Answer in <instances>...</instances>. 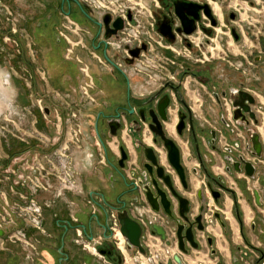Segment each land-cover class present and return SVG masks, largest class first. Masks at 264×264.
<instances>
[{
  "label": "rangeland",
  "instance_id": "rangeland-1",
  "mask_svg": "<svg viewBox=\"0 0 264 264\" xmlns=\"http://www.w3.org/2000/svg\"><path fill=\"white\" fill-rule=\"evenodd\" d=\"M209 1L217 24L207 36L199 28L192 49L179 44L166 45L157 37L152 25L160 12L159 7L134 8L140 24L128 26L130 34L137 33L139 38L150 42L151 48L149 54H144L136 62V68L149 65L147 60L158 66L157 69L150 66L153 71L145 70L140 74L151 82L149 87L153 92L164 81V71L158 65H164L160 52L183 67L191 66L197 70L206 66L215 81V89H226L224 85L247 88L253 92L261 106L259 111L264 114V0ZM60 2L0 0V232L3 233L0 235V264H98L76 241L81 240L77 233L85 228L77 218L80 206L87 203L94 209L92 202L95 200L84 199L87 191H93L94 187L83 181L81 170L82 166L90 169L93 164L90 154L96 153L95 139L89 129V134L84 137L86 144L85 140L77 141L79 137L74 134L77 124L83 129L86 127V116L97 101L88 103L82 100L78 65L65 59L67 43L61 34L68 32L65 31L64 9L58 5ZM116 4L115 1L112 4L106 2V6L114 10ZM64 6L68 8L67 3ZM70 6L71 20L80 27L85 21V25L96 34L97 27L79 12L74 3ZM230 11L236 14L233 20H228ZM231 27L238 33V40L230 33ZM146 31L149 33H142ZM69 33L72 42L77 43L79 35ZM156 41L170 48H163ZM200 43L206 48L199 49L197 45ZM73 48L76 54H80L78 44ZM190 53L197 54L204 63L189 61ZM166 67L171 72L181 71L178 66ZM117 75L128 88L126 77L119 72ZM186 80L190 89L198 85V79L194 77H185L182 84ZM180 81L177 75L175 82L179 84ZM208 92L206 86L198 98L207 101ZM181 93L187 99L182 88ZM45 108L49 109L50 115L45 114ZM196 111L202 116V111ZM73 113L77 114L76 118ZM173 137L181 143L175 133ZM67 148L68 158L63 156ZM259 170L264 172L261 168ZM112 171L115 185L102 194L109 206L116 207L118 198L126 197L127 193L120 173L116 169ZM250 185L258 186L256 182ZM261 188L264 190L263 186ZM243 207L246 217L251 218L249 212L254 207ZM94 212L104 222L100 210ZM47 222L51 225L48 229ZM70 228L75 233L72 242L83 255L76 257L77 262L67 263L62 245L69 239L66 230ZM46 250H53L52 260L48 259ZM88 257H91L89 262L86 261ZM185 264L210 263L204 253L195 252L185 258Z\"/></svg>",
  "mask_w": 264,
  "mask_h": 264
},
{
  "label": "flooded vegetation",
  "instance_id": "flooded-vegetation-1",
  "mask_svg": "<svg viewBox=\"0 0 264 264\" xmlns=\"http://www.w3.org/2000/svg\"><path fill=\"white\" fill-rule=\"evenodd\" d=\"M79 1L86 14H84L73 1H70V4L65 1L61 2L62 8L65 3L68 4L67 10H64V12L69 17H71L70 5L71 3H74L78 7L79 12L92 24L94 23L91 21V18L97 21H102V17L105 13H109L111 15V23L118 17H120L124 22L123 29L118 31L116 35H112L110 38L104 37L105 29L103 24L101 29L94 24L97 27L96 34L88 26L81 25V36L84 44V48H82L81 51H84V54L80 55L81 58L89 64L90 72V64L92 61L99 63L97 59L93 57V52L104 60L107 66L120 71V73L126 77L128 84L127 98L129 106L122 111L117 110L113 115L104 117L106 130L103 136H113L110 134V128L106 124L108 119L116 120L120 123V127L117 129V134L130 123L135 125V128L137 129L138 125L134 124L133 121L135 119L141 120L140 110H142L144 114H147L146 108L154 107L156 109V105L160 99L166 95L169 97V102L165 110L167 120L163 122V128L166 136L174 140L180 149L181 163L185 168L186 174V186L182 184L176 171L170 165L167 158V150L163 146V143L159 142L157 144L152 141L153 135L149 131L147 125H145V128L143 126L141 127L140 138L144 143V141L149 138V133L152 135V137L149 138L150 145L146 146H151L155 149L159 157V164L164 168L165 173L172 177L175 189L180 195L188 199L189 205L186 215L189 222H194L195 218L202 214L204 218L201 220V223L204 230H198V225L196 223L192 225L194 240L199 243V246L197 249H193L189 244H186V248L188 249L186 254L179 251L178 240L176 235L174 237L175 239L171 237V231L166 234V238L164 239L165 244L167 240L170 243L167 246L176 248L174 256L179 255L181 259L183 258V255H189L191 251L194 250L198 251L199 254H206L210 264H226V256H224L222 252V249L226 248L228 250L227 258L229 259L230 264H264V190L261 188L262 186L264 187V172L261 173L259 170L260 168L264 170V123L262 122L264 116L262 118L263 113L259 111L261 106L258 105L253 92L241 86L229 87L224 85L226 86V89H221V87L215 89V81L209 71L206 70V66L197 70H194L191 66L183 67L167 57L164 52H160L162 60L160 58L158 60H161L164 65H158L161 66L164 71L162 73V79L164 81L156 90L145 96L137 107L130 105L131 93L128 73L133 70L140 73L145 70L151 72L153 70L150 69V66L155 69L158 68V66L149 63L148 60L146 62L149 65H145V67L138 65L139 68H136V62L140 61L144 54H149L151 48L150 42L144 40L143 38H139V35L135 40L132 38L129 39V36L131 35V28L129 27H132L130 25L140 24L139 16L135 14L133 9L136 7L144 8L146 6L159 7L160 12L156 15V18H154V23L152 25L157 37L166 45L179 44L184 48L192 49V44H194L195 39L194 35L198 33V29H203V31L207 33L206 36L211 35L213 26L217 24L211 2L209 0H111L112 2L115 1L117 3L116 10L112 9V12L111 10L102 9L99 6H96V2L101 0ZM179 2H193L199 6L208 5L211 17L205 13V9L203 7L197 9L198 19L194 21L195 29L192 33L185 34L174 8V6L179 4ZM128 14L131 15L130 19L127 17ZM228 18V20H233L236 18V14L230 11L228 13ZM212 20H214L216 24L213 25ZM163 23L170 25L171 35L173 37L172 40H169L158 31L159 25ZM178 29L180 30L178 31ZM232 29L233 28L231 27V34ZM142 33L148 34L149 31ZM156 43L161 45L163 48L169 47L163 45L161 42L156 41ZM142 44L146 45V49L141 50L139 57L135 58L131 64H128L126 59L131 58L128 50L139 48ZM197 46L199 49H201V47L206 48L204 43H200ZM201 55L204 57L203 51H201ZM188 60L193 63H204V60L199 59L197 54L193 55L190 53ZM206 60L208 61V59ZM166 66H169V68H176V66H178L181 71L179 73H177V71L171 72ZM207 66L208 68L210 67L209 65ZM145 75L151 78L149 74L145 73ZM177 75L181 79L179 84L175 82ZM187 76L194 77L198 80L200 79L203 81L204 87L208 86L209 92L207 94V101L203 102V100L198 97L197 99H193L188 96L187 99L183 97L181 93V88L183 89L182 80ZM238 91H246L254 96V103L250 105L254 118H251L250 115L244 111H242L241 116H238L236 119L234 118L235 107L232 103L237 100ZM153 96H155V98L151 100ZM95 101H97L96 96ZM201 108H203V110ZM130 109H133L131 114H129ZM196 110H199V112L202 111V116L201 113H198ZM117 114H119V117L115 118ZM199 117L205 118L204 123H198L197 118ZM181 118H183L184 127L182 132L179 133L177 126ZM174 119L175 121L172 123ZM96 129L97 126L94 128V131L101 143V146H103L104 143L100 133L98 129ZM167 129L173 133H169ZM198 131H207L209 135L208 145L211 147V150L222 154L224 161V174H214L207 168L199 150L197 137ZM211 131H214V142H211ZM174 133L179 139H181L182 142L189 136L192 138L194 149L191 146V149L189 147V156L190 158L195 156L198 160V165L192 168V173L197 175L199 174V171H202L205 176V180L202 181L195 190L190 183L188 169L182 160V149L175 137H173ZM253 133L258 135V142L261 146L260 156L256 155V151L253 148L251 140ZM194 136L197 139V143L194 142ZM187 142H189V140ZM199 155L201 156L202 161H200ZM120 157L119 148L118 160ZM128 159L125 161V165ZM245 162H250L252 164L254 168L253 177L246 175ZM137 164L139 165L138 162ZM138 171H140V165L139 170L135 172L137 173ZM237 175L241 176L237 177ZM227 177L231 179L232 183L229 182ZM251 182H256L259 187L250 185ZM248 185H250V187L253 186L252 189H250ZM162 187L167 190L165 185L162 184ZM200 189H202L200 195L203 198V201L198 195ZM212 191L215 195H213ZM134 193L135 194L129 199V203H134L136 206L145 205V203L138 198V194L136 192ZM130 194L132 193H127L126 195L130 196ZM172 204L174 214L176 217H179L177 200L172 198ZM243 205H248L249 208L252 206L254 207L253 210L251 209L249 212L251 213L249 225L245 222V210ZM161 215L166 217L164 214ZM99 225L101 226L102 223ZM120 245L122 248V244ZM113 255L111 257H113ZM173 264L177 263L174 261Z\"/></svg>",
  "mask_w": 264,
  "mask_h": 264
},
{
  "label": "water",
  "instance_id": "water-1",
  "mask_svg": "<svg viewBox=\"0 0 264 264\" xmlns=\"http://www.w3.org/2000/svg\"><path fill=\"white\" fill-rule=\"evenodd\" d=\"M67 2L70 4V1H73L79 9L84 13V9L81 6V3L79 0H61V2ZM203 7L205 9V13L210 16L208 5L199 6L198 4H195L193 2H179V4H176L174 6L175 13L178 16L181 26L183 28V32L185 34H190L195 29L194 21L198 19L197 9ZM128 19L131 18V15H127ZM211 17V16H210ZM91 21L99 28L101 29L102 24L104 25L105 38H110L112 35H116L118 31L123 29V20L118 17L111 23V15L109 13H105L102 17V21H97L93 18H91ZM111 23V24H110ZM212 24H216L214 20H212ZM180 29H178L179 31ZM158 31L165 37H167L169 40H172L173 37L171 35V27L170 25L161 24L159 25ZM232 35L234 36V39H238V34L236 33V30L232 29ZM146 45L142 44L139 48L129 49L128 53L131 56L130 59H126V62L128 64H131L135 58L139 57L140 51L145 50ZM155 96L151 98L154 99ZM169 102V97L166 95L162 99H160L156 105V109L154 107L146 108L147 114H144L142 110H140V119H135L133 121L134 124L138 125V128L136 129L137 137L136 143H135V150L138 152V163L140 165V171L137 173L135 171L131 172V176L135 178L134 180H127V173H126V165L125 161L128 159V153L126 149H124L123 146L120 147V159L117 162V166H115L116 170L120 173L126 190V193H134L136 192L138 195V198H141L140 195L143 196V202L145 205H147L151 211L158 213V214H164L166 217H164L166 227L159 226L157 224H153V232L160 236L162 240L166 238L167 232H174L176 235V238L178 240V249L181 253L186 254L188 252V249L186 248V244H189L193 249L198 248V244L194 240V233L192 231V225L197 224V229L200 231L204 230V227L202 226L201 220L204 218L202 214L198 215L195 218L194 222H189V219L186 215L188 212V205L189 201L186 197L180 195L174 186V181L172 177L169 174H166L164 171V168L159 164V157L155 151V149L151 146H146L142 140H141V127L143 126L145 128V125H147L149 131L153 135L152 141L154 143L162 142L163 146L167 150V158L170 163V165L174 168L176 171L180 181L184 186H186V174H185V168L181 163V155H180V149L172 140L171 138L166 136V133L163 128V122L167 120L166 115V107ZM254 103V96L246 91H238V98L237 100L233 101L232 105L235 107L234 110V118H238V116H241L242 111L248 113L251 118H254V114L252 113L250 109V105ZM45 114H49V109H44ZM133 112V109L129 110V114ZM119 114L116 115L115 118H118ZM107 126L110 128V134L115 136L117 134V129L120 127V123L116 120H107L106 121ZM184 127L183 118L180 119V122L177 126V130L179 133L182 132V129ZM97 130V129H96ZM97 132V131H96ZM98 134V132H97ZM211 142H214V131H211ZM253 148L256 151V155L260 156L261 146L258 142V135L256 133L252 134L251 137ZM194 142L197 143V139L194 136ZM105 149V145H103ZM198 149V148H197ZM93 151V150H92ZM90 155L94 156V153H91ZM200 161H202L201 156L199 155ZM245 172L246 175L249 177H253L254 168L250 162H245ZM162 184L166 186L167 190L163 189ZM202 192V189L199 190L198 195L199 198L203 201V198L201 197L200 193ZM213 195L215 193L212 191ZM137 198V200H138ZM172 198L176 199L178 202V214L179 217H176V215L173 212V204H172ZM258 198V196H257ZM117 206L114 208L117 212V219L120 225V231L126 241L127 249L128 251H131L133 248H137L141 253H145V249L141 243V237H142V227L136 221L129 212V209L126 205V201L118 200ZM104 229H106V225H101ZM169 230V231H168ZM2 231L0 232V235H2ZM170 243L166 240V245H169ZM99 252L103 255H106L108 257H111L113 255V248L110 245H105L103 247H100ZM118 261L120 260L119 257ZM174 261L177 264H184L182 262V259L179 255L174 256ZM168 264H173L172 262Z\"/></svg>",
  "mask_w": 264,
  "mask_h": 264
},
{
  "label": "crops",
  "instance_id": "crops-1",
  "mask_svg": "<svg viewBox=\"0 0 264 264\" xmlns=\"http://www.w3.org/2000/svg\"><path fill=\"white\" fill-rule=\"evenodd\" d=\"M61 6V2L58 4ZM64 10H67L65 6H63ZM71 18V17H70ZM81 25H85V21L83 23H80ZM86 26V25H85ZM80 54H84V51L80 50ZM91 66V73L94 81V94L97 99V103L90 112L87 114V119H85V136L88 135L91 131L93 135L94 134V128L97 126V129L100 133V136L102 138V141L105 145V149L103 146L100 147L98 150L97 147L94 146V150H96L95 155L92 157L93 164L89 168L86 166H82L81 174L82 179L85 183L91 184L94 187V190H88L86 193V196H84V199L89 200H95L93 205L94 209H92L91 205H87V203H84V207L80 206V211L77 212V218L80 222L81 226H84L85 231L90 233L92 231L93 234H99L101 233L102 229L99 225L100 223H104L101 220H99V215L95 214V210H100V214L102 217L105 216L103 214L102 208L100 204L104 205V208H111L112 206H109L103 197V194L107 192V188H112L115 185V177L112 170L116 169L115 166H117V160L119 157V148L123 146L126 151L128 152L129 159L126 163V173L127 169L129 170L130 167H136L137 170H139L138 162V156L137 151L135 150V143L137 137V132L135 125L128 124L127 127L123 128L121 131L118 132L116 136H107L104 137L103 134L105 133L106 126L104 124V117L113 115L117 110L122 111L123 109L127 108L128 105V98H127V88L123 85L122 79L117 75V72L120 73L117 69H113L110 66L107 65H100L96 61H92L90 64ZM140 72H136L135 70L130 71L128 73V81H129V87H130V93H131V99H130V105L137 107L140 103V101L147 95L151 93L150 90V81L146 78L140 75ZM199 81V80H198ZM196 81L197 86H192L193 90H190L188 87L189 81H185L183 83V89L186 96L191 97L193 99H197L199 96V93L204 90V83L201 81ZM198 123L202 124L204 123L205 118L199 117L197 118ZM175 119L172 123H174ZM90 126V127H89ZM90 131H89V130ZM167 131L170 132L168 129ZM174 131V130H173ZM149 138L152 137V135L149 133ZM198 137V145L199 150L201 153V156L203 158L204 163L206 164L207 168L214 174H224L223 167H224V161L223 156L221 153L212 151L211 147L208 145L209 135L207 131H198L197 133ZM149 138L144 141L145 145H150ZM188 139L189 142L186 140ZM184 141H180L181 143H178L182 149V160L186 168L188 169V177L191 184H195V187L193 189L195 190L202 181L205 180L204 173L202 171H199V174L195 175L192 173V168L196 167L198 165V160L195 156L191 157L189 156V147L191 146L194 149V144L192 141V138L189 136L185 138ZM85 139V144H86ZM178 142V141H177ZM186 152V153H185ZM82 153H84V150H82ZM82 153H80L79 158L82 157ZM100 153V154H99ZM189 159V160H188ZM241 175H237L239 177ZM122 178V177H121ZM230 183H232L231 179L227 177ZM127 180H132L131 177H128ZM123 181V179H122ZM124 183V181H123ZM113 190V189H112ZM110 192V191H109ZM103 193V194H102ZM135 193L130 194V196L125 195L126 197H119L121 201H126L129 203V199L134 195ZM100 200V202H99ZM117 200V202H118ZM116 203L115 205H117ZM88 209H87V207ZM144 207L148 208L147 205ZM131 209L129 210L131 214ZM134 214V213H133ZM245 222L247 225L250 223V218L246 217L245 213ZM47 229L51 227L50 224H46ZM66 235L69 236L68 241H65V243L62 245L63 248H65V254H64V261L65 262H77L78 260L76 257H79L80 254L83 255V252H81L80 248L77 247L72 242L71 237L75 235L74 230L71 228L66 230ZM221 248V247H220ZM222 249V248H221ZM69 252H68V251ZM195 252L192 250L189 255H183L182 261L185 264V258L189 257L190 255L194 254ZM222 252L224 256H226V264H230L228 256V250L226 248L222 249ZM46 255L48 259L52 260L53 258V250H46ZM206 255V254H204ZM92 256V255H91ZM75 258V259H74ZM91 258V257H90ZM90 258H87V262L90 261ZM91 260H96L94 257H92ZM198 260V259H197ZM201 260V259H199ZM198 260V261H199Z\"/></svg>",
  "mask_w": 264,
  "mask_h": 264
},
{
  "label": "built area",
  "instance_id": "built-area-1",
  "mask_svg": "<svg viewBox=\"0 0 264 264\" xmlns=\"http://www.w3.org/2000/svg\"><path fill=\"white\" fill-rule=\"evenodd\" d=\"M107 3H113L111 0H101L97 1V5L102 9H108V6H106ZM62 7V6H61ZM113 12V11H112ZM63 18L65 20L66 24V32L67 34L63 33L61 34L63 36V39L67 43V48L65 52V59L75 61L78 65V69L81 74V97L82 100L88 103L95 102V96L93 94L94 89V81L93 77L90 72L89 64L86 63L82 58L80 54L75 53V48H73V45H79L80 50L84 48V44L82 42V28L75 24L71 18L64 12L63 10ZM69 30V31H67ZM75 33V35H79L78 42L73 43L71 40V33ZM136 39L138 38V34L134 33L129 36V39ZM93 57L97 59L100 65H106L105 61L102 60L98 55L92 52ZM73 117H77V114H72ZM77 128L74 130L75 136L78 138L77 141L84 142L85 140V134L84 129L77 124ZM94 139L93 144L95 147L98 148V150L101 147V143L94 132ZM79 147H82L80 144ZM77 146V147H78ZM85 148V147H83ZM67 150L64 152V157H67ZM100 154V153H99ZM92 156V155H90ZM93 157V156H92ZM70 164V162H68ZM71 168V167H70ZM132 171H137L136 167H130V169H127V175L128 177H131L132 180L136 181L135 178L131 176ZM71 177V176H70ZM72 177H74L72 175ZM72 179V178H71ZM70 180V179H69ZM72 183V182H71ZM140 200L143 202V196L141 195ZM91 202V200H89ZM94 202V201H93ZM103 214L105 216V222L103 224L106 225V229H104L101 226V233L99 234H93L92 231L90 233L86 232L85 229L83 231H79L77 233L78 236H80L81 240H76L81 246L82 249L87 251L89 254H91L97 261L98 264H168L170 262L174 263L173 257L175 251L173 250L174 247L167 246L158 236L153 232L152 225L157 224L159 226L166 227V223L164 220V216L161 214L155 213L150 210V208H146L143 206H136L134 203H127L128 209L131 211V216L138 221V223L142 227V237H141V243L145 249V253H141L137 248H133L131 251H128L126 241L120 231V225L117 219V212L114 208H104L103 204H100ZM134 213V214H133ZM123 240V247H120V238ZM171 237H175V233L171 232ZM175 239V238H174ZM176 244V243H175ZM105 245H110L113 248L114 255L113 257H108L106 255H103L99 252V248L103 247ZM119 257V261L118 258Z\"/></svg>",
  "mask_w": 264,
  "mask_h": 264
},
{
  "label": "bare ground",
  "instance_id": "bare-ground-1",
  "mask_svg": "<svg viewBox=\"0 0 264 264\" xmlns=\"http://www.w3.org/2000/svg\"><path fill=\"white\" fill-rule=\"evenodd\" d=\"M119 236V238H120V244H122V247H123V240H122V238L120 237V235H118ZM120 247H121V245H120Z\"/></svg>",
  "mask_w": 264,
  "mask_h": 264
}]
</instances>
